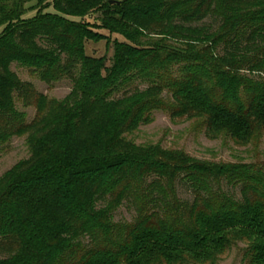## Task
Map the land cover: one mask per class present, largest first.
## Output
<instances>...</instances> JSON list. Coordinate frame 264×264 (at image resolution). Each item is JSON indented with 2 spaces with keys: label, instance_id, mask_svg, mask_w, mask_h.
I'll list each match as a JSON object with an SVG mask.
<instances>
[{
  "label": "trees",
  "instance_id": "obj_1",
  "mask_svg": "<svg viewBox=\"0 0 264 264\" xmlns=\"http://www.w3.org/2000/svg\"><path fill=\"white\" fill-rule=\"evenodd\" d=\"M29 1L7 16L0 9V140L26 134L30 149L0 177V264H142L174 248L205 253L232 230L253 238L249 264H264L263 177L123 137L157 110L204 115L211 131L264 121V0H35L23 10ZM98 11L135 33L204 48L169 65L120 42L107 78L94 66L85 78V43L100 34L83 19ZM13 63L46 84L67 79L72 91L48 99ZM135 77L149 84L126 88ZM232 79L239 90L226 91ZM15 99L37 108L30 122ZM47 180L52 196L35 207L30 197ZM122 206L130 220H115Z\"/></svg>",
  "mask_w": 264,
  "mask_h": 264
},
{
  "label": "rangeland",
  "instance_id": "obj_2",
  "mask_svg": "<svg viewBox=\"0 0 264 264\" xmlns=\"http://www.w3.org/2000/svg\"><path fill=\"white\" fill-rule=\"evenodd\" d=\"M17 1L19 2V0H0L1 11H4L7 16ZM35 3V0L26 2L22 9L26 10L34 6ZM48 10L53 11L52 8ZM34 14L35 11H27L24 17L31 18ZM83 20L103 27L101 29L94 28L100 36L85 43V53L90 59L78 70V73L84 74L85 78H87L86 71L91 66L97 69L101 68L98 69L99 78H107L115 61V45L120 42L126 43L141 54L151 52L157 63L160 59L169 65L179 61L180 55H190L204 48L203 44L181 43L160 36L146 35L140 31L135 33L136 31L132 27L127 26V23L122 22L121 17L113 12H94ZM2 22L7 23L6 20L1 19L0 14V24ZM1 31L2 27H0ZM114 32H125L127 33L126 36L130 34L133 37L130 40H125L123 36ZM138 64L141 65L143 62L139 61ZM11 69L21 80L32 83L48 99L61 101L72 91L73 83L67 79L46 84L29 67L13 63ZM232 82L231 84L226 81L222 87L226 91L239 90V87L233 85L235 84L234 79ZM99 83L97 82V84ZM148 84L147 81L135 77L125 83L124 86L130 89L133 87L143 89ZM119 95L120 91L113 94L114 97ZM15 106L18 111L23 113L26 122H30L37 112L35 106H23L17 99H15ZM206 119L204 115L177 117L171 116L166 111L157 110L152 112L148 121L139 124L130 132L125 133L123 137L141 147L159 146L165 151L183 152L203 161L245 164L249 170L264 178V121L251 123L248 128L236 131H229L221 126L211 131L207 127ZM29 156L30 149L26 134L14 135L8 139L0 140V177L16 163L27 159ZM54 188V182L44 181L32 193L30 197L32 198L30 200L32 205L37 207L38 201L51 197ZM179 195L182 198H190L189 191L182 186H179ZM132 215L133 213L128 207L122 206L115 213V220H130ZM228 232L224 235V242L222 241L215 249H210L205 253L195 254L174 248L169 253L166 252V255L149 256L142 264H249L248 252L255 246L253 238L237 230ZM206 253L208 255L204 256Z\"/></svg>",
  "mask_w": 264,
  "mask_h": 264
},
{
  "label": "water",
  "instance_id": "obj_3",
  "mask_svg": "<svg viewBox=\"0 0 264 264\" xmlns=\"http://www.w3.org/2000/svg\"><path fill=\"white\" fill-rule=\"evenodd\" d=\"M121 1L120 0H109V4L110 5H113V4H116V5H121Z\"/></svg>",
  "mask_w": 264,
  "mask_h": 264
}]
</instances>
